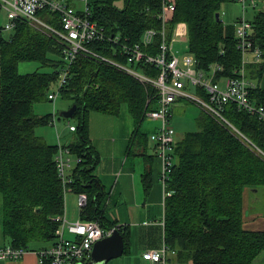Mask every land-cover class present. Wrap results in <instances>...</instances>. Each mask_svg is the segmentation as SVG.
Masks as SVG:
<instances>
[{
    "label": "trees",
    "instance_id": "trees-1",
    "mask_svg": "<svg viewBox=\"0 0 264 264\" xmlns=\"http://www.w3.org/2000/svg\"><path fill=\"white\" fill-rule=\"evenodd\" d=\"M62 1L71 6V0ZM114 1L87 0L89 18L102 26L108 37L130 36V41L138 42L144 30L161 27L158 14L162 0H118L121 6ZM167 1L174 6L166 14L168 34L176 23L186 25V51L196 59L197 68L218 63L223 66L221 74L231 75L240 65L234 24L215 19L221 4L231 0ZM39 15L58 27L56 14ZM249 21L251 40L264 56V9ZM158 41L156 37L153 51ZM91 45L98 52L112 51L108 40ZM20 61H36L52 70L22 74L17 71ZM62 64L60 46L52 36L26 21H17L8 37L0 27L1 225L14 247L32 250V242H40L39 248L50 245L56 227L51 218L64 210L55 163L58 145L44 134L50 130L39 129L51 122L52 113L33 111L34 103L48 101L47 94ZM263 67L264 63L259 65ZM144 69L152 76L157 74L153 68ZM155 92L154 87L82 55L76 58L66 84L59 89L61 98L69 103L67 108L76 105L72 115L76 120L75 139L66 147L81 158L68 184L72 192L85 196L79 218L97 220L103 228L116 227L122 236L123 254L129 250V229L104 215L105 192L93 174L99 157L88 137V117L90 112L119 116L124 104L135 124L127 151H132L136 142L146 155L147 137L139 126L144 113L155 108ZM250 97L264 104V88L257 86ZM222 110L254 147L202 111L196 120L198 129L185 132L174 143V162L165 187L169 195L163 203V241L179 258L194 264H250L264 250V231L246 230L242 223L245 191H264V123L230 103ZM148 176L145 173L142 178L145 191L149 188Z\"/></svg>",
    "mask_w": 264,
    "mask_h": 264
},
{
    "label": "built area",
    "instance_id": "built-area-1",
    "mask_svg": "<svg viewBox=\"0 0 264 264\" xmlns=\"http://www.w3.org/2000/svg\"><path fill=\"white\" fill-rule=\"evenodd\" d=\"M82 1L83 6L77 11L62 0H0L1 10L5 12L6 17V22L1 27L2 31H11L17 21H26L33 28L52 36L60 46L63 64L59 69L56 91L47 94L53 110L49 124H55L54 102L59 89L66 84L76 58L82 55L92 57L133 77L141 84L156 89L155 108L146 111L144 119L156 122L149 139L153 143L154 154L160 162L159 180L163 203L165 197L169 195L165 187L174 162L173 147L176 139L170 120L171 106L175 101L195 102L204 112L228 127L245 144L252 145L250 140L223 116L222 107L225 104H233L237 109L255 116L264 123V104L256 103L250 97L251 91L257 87V84L245 76L247 64L264 63L261 50L251 40V22L243 14L246 4L254 7V0H237L243 12L242 17L234 22V36L236 47L240 52V65L231 75H222L223 66L218 63L210 64L206 69L197 68L196 59L187 51L181 58L177 57L176 52L172 50V39L180 42L185 38L184 41L187 43V27L184 23H176L170 35L168 34L165 24L166 14L167 11L173 10L174 6L167 0H162L158 14L161 27L144 30L138 42L130 41L128 37L120 35L108 37L103 27L89 18L87 0ZM40 12L56 14L58 27L42 18ZM156 37H159V41L156 50L153 51ZM104 40L111 43L110 54L109 51L98 52L90 47L91 44ZM145 67L155 69L156 76L146 73ZM67 127L71 132L75 130V126L68 122ZM57 145L55 163L65 199V194L72 191L68 185L72 181L71 172L81 158L72 154L66 146L59 143ZM255 149L260 152L259 149ZM51 219L56 223L53 242L35 250L40 264H87L91 258L93 244L110 236L116 229V227L103 228L97 220H83L79 217L69 220L65 214V207L62 213ZM153 223L146 221L148 225ZM161 224L163 225V217ZM66 233L70 237H67ZM28 250L30 249L14 247L8 243L0 247V259H18ZM168 252L174 253V250L169 249L163 241L158 249L143 252L142 257L150 264H166ZM85 260L88 262L85 263Z\"/></svg>",
    "mask_w": 264,
    "mask_h": 264
},
{
    "label": "crops",
    "instance_id": "crops-1",
    "mask_svg": "<svg viewBox=\"0 0 264 264\" xmlns=\"http://www.w3.org/2000/svg\"><path fill=\"white\" fill-rule=\"evenodd\" d=\"M224 13L226 24H234L239 18L234 9ZM254 8V7H252ZM220 15V13H219ZM67 109V106L63 110ZM59 113V112H58ZM96 115L88 117V137L92 147L98 154L99 160L94 166L93 174L99 179L103 192L108 191L107 199L104 205V215L110 220L115 221L119 225L127 226L129 229V250L126 254H121L115 258L108 260L105 264H150L143 259L142 253L149 249H158L163 242V225L161 220L163 217V197L162 189L159 185L160 170L159 159L150 158L145 150L137 146L134 142L132 151H127L129 138L132 130L127 128L119 138L115 135L111 138V134L119 128L121 121L118 116L115 119L97 121ZM154 126V123L153 125ZM69 135L67 143H59L61 139L60 132L55 127L57 144L66 146L74 141V135L65 125ZM108 133V134H107ZM44 134L52 137L51 132ZM157 171V173H156ZM148 173L149 188L144 189L142 181L143 175ZM257 189H248L245 191L243 199V228L253 231H264V214L262 212L250 213L249 206L246 205L252 192ZM250 192V195H249ZM74 194L75 197H73ZM69 197V208L66 210V217L73 220L79 217V207L85 202L84 195H78L72 191L65 194V198ZM105 197V196H104ZM254 198L252 199V201ZM66 203V202H65ZM68 206V204H67ZM69 209V210H68ZM70 211V214H68ZM146 221H153V224H146ZM8 244V238L3 234L1 225V200H0V247ZM28 250L22 257L18 259H0V264H40L36 256L35 250ZM118 258V259H116ZM88 264V263H87ZM166 264H194L191 260L179 258L174 253H167ZM250 264H264V250Z\"/></svg>",
    "mask_w": 264,
    "mask_h": 264
},
{
    "label": "rangeland",
    "instance_id": "rangeland-1",
    "mask_svg": "<svg viewBox=\"0 0 264 264\" xmlns=\"http://www.w3.org/2000/svg\"><path fill=\"white\" fill-rule=\"evenodd\" d=\"M88 1L91 2L94 0H88ZM254 1H255L254 8H252L251 5L246 4V9L244 13L242 12L241 4L237 0H231L228 2H224L223 4H221L220 10H219L221 21L224 24H226L227 22L224 19L225 17L224 13L226 12V7H228L227 12H229V9H234L237 13L236 16L242 17V13H243L247 19H251L255 12L264 9V0H254ZM70 2H71V6L76 9L81 8L83 6L82 0H71ZM114 2L117 6L122 5L121 1L115 0ZM5 22H6L5 12L3 10H0V27H3ZM2 32L5 37H8L10 34V31H6V30ZM184 39L180 42L172 39V50L176 52V55L179 58H181L184 52L186 51L187 43L186 41H184ZM36 69H38L39 71L49 72L52 70V67L50 66L40 67V64L36 61H20L17 64V71L22 74L31 72ZM245 76L246 78L253 80L257 84L258 87L264 88V67L259 68L258 64H247L245 67ZM56 84L57 83H54L51 85L49 92L56 91ZM54 104H55V119H54L55 124L54 125L48 124V125L40 126L39 129H42L44 131L50 130L52 137L56 141L55 144H57L56 133H55V127H56L58 131L60 132L61 139H62L59 141V143L60 142L67 143L68 139L65 138V136L69 135L70 133L64 130L65 125H67V122L72 125H75L76 120L73 117L65 119V118H59V116H57V113L63 110V108H65L69 104L68 101L65 99H62L59 94L56 97ZM33 111L38 114H44L46 112L52 113L53 112L52 103L50 101L36 102L34 103ZM202 111H203L202 108L198 104L192 101L179 100V101H175L172 104L171 106L172 116H171L170 123L175 130L176 140L180 139L184 135L185 132L198 129L196 120L200 116ZM91 115H96L95 119L97 121H102V120L108 121L111 119H115L112 115L101 113V112H90L89 116ZM117 119L121 121V125L119 128L115 129V132L113 134L110 135L111 138H114L115 135L119 138V136H122L125 129L128 128L131 132V130L135 128V124L133 120L131 119V117L129 116V114L127 113L126 107L124 104L121 106L120 114L117 117ZM153 123L156 124L155 121H151L145 118L141 126H139V131L141 133L146 134V137H147L146 152L151 155L150 158L155 157L156 159H158L156 155L154 154L153 143L149 139V135L154 129V127L152 126ZM71 134L74 135L75 137L74 132H72ZM158 175H159V171H158ZM159 185L161 186L160 180H159ZM106 193L107 194H105V197L102 198L103 206L105 205V201L107 199L106 195H108L109 192L106 191ZM70 195H73V197H75L74 194H70ZM253 198L254 200L252 201ZM0 200H1V194H0ZM69 202H70L69 197L66 196V198L64 199L65 213H66L67 207L69 208L70 206ZM246 205L249 206L250 213L262 212L264 214V191L258 190V191L252 192ZM68 214H70V211H68ZM66 236L70 237V235H68L67 233H66ZM40 246H41L40 242H32L30 244V247L33 249L39 248ZM84 262L87 263L88 260H85Z\"/></svg>",
    "mask_w": 264,
    "mask_h": 264
},
{
    "label": "water",
    "instance_id": "water-1",
    "mask_svg": "<svg viewBox=\"0 0 264 264\" xmlns=\"http://www.w3.org/2000/svg\"><path fill=\"white\" fill-rule=\"evenodd\" d=\"M215 19L216 21L220 20L219 12L215 13ZM75 108L76 105L73 104L69 108L59 111V117L65 119L71 118ZM122 253V236L118 230L115 229L110 236L105 237L93 244L91 249V258L88 264H105L108 260L115 258Z\"/></svg>",
    "mask_w": 264,
    "mask_h": 264
},
{
    "label": "bare ground",
    "instance_id": "bare-ground-1",
    "mask_svg": "<svg viewBox=\"0 0 264 264\" xmlns=\"http://www.w3.org/2000/svg\"><path fill=\"white\" fill-rule=\"evenodd\" d=\"M109 35V34H108ZM129 38H130V36H129ZM132 40V39H131ZM91 47H92V45H91ZM93 48V47H92ZM223 75V74H222ZM156 93V92H155ZM260 103V102H259ZM263 104V103H262ZM260 153V152H259ZM263 156V155H262Z\"/></svg>",
    "mask_w": 264,
    "mask_h": 264
}]
</instances>
